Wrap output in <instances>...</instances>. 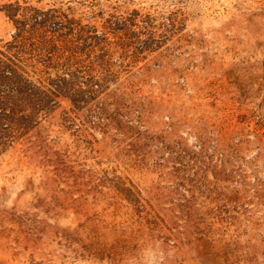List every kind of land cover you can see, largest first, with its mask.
Listing matches in <instances>:
<instances>
[{
  "label": "rangeland",
  "instance_id": "374dc122",
  "mask_svg": "<svg viewBox=\"0 0 264 264\" xmlns=\"http://www.w3.org/2000/svg\"><path fill=\"white\" fill-rule=\"evenodd\" d=\"M18 1L138 11L154 50L0 155V264H264V0Z\"/></svg>",
  "mask_w": 264,
  "mask_h": 264
},
{
  "label": "trees",
  "instance_id": "16d2710c",
  "mask_svg": "<svg viewBox=\"0 0 264 264\" xmlns=\"http://www.w3.org/2000/svg\"><path fill=\"white\" fill-rule=\"evenodd\" d=\"M80 10L18 0L1 9L14 32L0 41V155L56 111L60 99L80 107L117 92L154 50L140 39L138 11L110 14L98 25L95 13Z\"/></svg>",
  "mask_w": 264,
  "mask_h": 264
}]
</instances>
